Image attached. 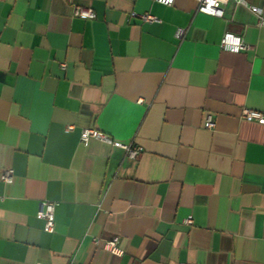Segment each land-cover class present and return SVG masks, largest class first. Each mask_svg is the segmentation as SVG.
Listing matches in <instances>:
<instances>
[{"label":"crops","instance_id":"0c3cea01","mask_svg":"<svg viewBox=\"0 0 264 264\" xmlns=\"http://www.w3.org/2000/svg\"><path fill=\"white\" fill-rule=\"evenodd\" d=\"M257 22L234 1L216 17L196 0H0V264H264V116L241 115L264 113ZM226 31L248 50L223 49ZM88 127L141 151L83 142Z\"/></svg>","mask_w":264,"mask_h":264},{"label":"built area","instance_id":"2783aa9c","mask_svg":"<svg viewBox=\"0 0 264 264\" xmlns=\"http://www.w3.org/2000/svg\"><path fill=\"white\" fill-rule=\"evenodd\" d=\"M164 5H171L173 0H155ZM197 1V10L199 12H203L205 14H209L216 17H223L225 6L229 1H234L236 5L243 4L250 8L258 17V25L264 26V13L263 8L252 6L249 4L247 0H196ZM74 15L81 16L84 18H93L95 16L94 11L91 7L87 6H75L74 8ZM141 17L145 21H157L159 20L157 16L144 13L141 14ZM185 33V28H178L177 29V36L181 37ZM220 46L228 51L231 52H242L248 50L250 47L243 38V36L236 34L231 31H226L220 41ZM66 64H62V67L65 68ZM141 101V100H140ZM242 117L248 121L252 120H260L264 113L257 110H252L249 108H243L242 110ZM215 125L213 116L209 114L205 120V127L206 128H213ZM73 126H67V130L72 129ZM91 138H96L108 144L122 147L126 150L127 155L131 158H135L139 152L141 151V147L138 145H129L124 144L118 140H114L108 134L103 131H100L95 128H83L81 131V141L88 142ZM14 177L13 169L6 168L2 175L1 179L4 182H12ZM57 202L53 200L43 199L39 202V207L37 210V216L39 218L44 219V229L48 232H53L55 227V209H56ZM186 223L191 224L192 220L187 219L185 220ZM94 242L98 243L99 239L94 238ZM105 248L111 251H116L117 243L114 240H108L104 243Z\"/></svg>","mask_w":264,"mask_h":264}]
</instances>
